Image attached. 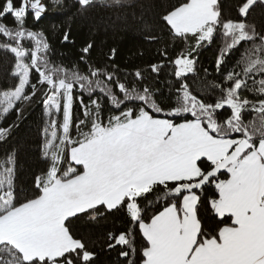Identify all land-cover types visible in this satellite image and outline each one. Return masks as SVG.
<instances>
[{
	"label": "snow or ice",
	"instance_id": "obj_1",
	"mask_svg": "<svg viewBox=\"0 0 264 264\" xmlns=\"http://www.w3.org/2000/svg\"><path fill=\"white\" fill-rule=\"evenodd\" d=\"M94 2L76 0L82 12ZM258 4L236 0L235 19L223 17L219 0H176L160 14L180 46L174 58L158 50L162 59L148 65L150 79L169 69L165 105L144 71L129 81L91 65V43L80 50L87 72L53 62L46 34L26 23L41 20L42 0H0V50L14 58L0 120L14 109L22 116L18 105L39 96L44 164L27 195L15 183V153L0 160V264H95L72 226L116 213L129 228L109 233L107 248L119 247L127 264H264V34L246 22ZM217 34L219 79L198 96L188 77ZM9 132L0 128V140Z\"/></svg>",
	"mask_w": 264,
	"mask_h": 264
},
{
	"label": "trees",
	"instance_id": "obj_2",
	"mask_svg": "<svg viewBox=\"0 0 264 264\" xmlns=\"http://www.w3.org/2000/svg\"><path fill=\"white\" fill-rule=\"evenodd\" d=\"M174 3L176 0H120L118 4L114 0H95L86 12H82L76 0H61L56 14H44L39 22H34L29 16L26 23L29 28L42 30L46 34L53 62L63 63L69 68L79 65L82 72H87L88 65L80 60V50L91 43L93 47L87 57L91 65L107 68L108 71L115 70L121 78L128 76L129 81L134 79L131 74L137 69L144 71L145 82L164 93V103L167 105L169 69L165 67L158 78L150 79L148 65L162 59L158 50L167 49L170 58H174L180 50V46L173 45V41L159 24L160 14ZM235 5L236 0H219L225 19L236 18ZM246 22L254 26L257 33L264 34V5L254 6ZM6 23L10 24L11 21ZM65 32L69 33V41L62 43ZM147 36H156L158 40L149 41L145 39ZM3 42L4 38L0 37V43ZM221 46L222 38L217 34L212 44L200 50L197 73L189 74L187 81L193 94L200 96L213 91L210 82L219 79L215 70V58ZM246 46L242 43L238 49L233 50L223 66L224 72L235 66ZM112 49H116V54L110 60ZM13 66L14 58L11 54L0 50V91L11 87L10 73ZM38 100L39 96L29 105H18L22 108V116L18 117L14 109L0 120V128L10 129L6 139L0 140V160L6 159L9 153H15V183L17 189L27 195H31L34 175L44 167L39 154L43 125ZM252 116L253 114L246 113V119H252ZM211 194L209 192L207 195ZM128 228L126 218L121 213L108 215L98 221L85 218L72 226L74 235L82 238L88 249L95 253V264H127L126 259L119 255V247L107 248V237L109 233L119 234ZM141 241L142 237L137 234L138 250Z\"/></svg>",
	"mask_w": 264,
	"mask_h": 264
},
{
	"label": "rangeland",
	"instance_id": "obj_3",
	"mask_svg": "<svg viewBox=\"0 0 264 264\" xmlns=\"http://www.w3.org/2000/svg\"><path fill=\"white\" fill-rule=\"evenodd\" d=\"M46 6V12L44 14H56L59 11L61 0L57 3L56 0H43L42 1ZM43 14V15H44Z\"/></svg>",
	"mask_w": 264,
	"mask_h": 264
}]
</instances>
